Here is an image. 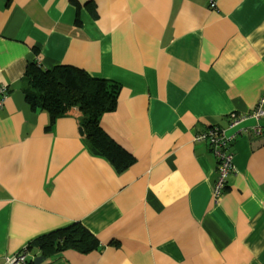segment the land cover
<instances>
[{"label":"crops","instance_id":"crops-1","mask_svg":"<svg viewBox=\"0 0 264 264\" xmlns=\"http://www.w3.org/2000/svg\"><path fill=\"white\" fill-rule=\"evenodd\" d=\"M0 0V264L72 223L98 240L41 264H264V132L241 123L235 171L195 140L264 96V0ZM70 65L117 82L103 129L134 161L93 154L75 112L26 98L28 67ZM235 129H228V133Z\"/></svg>","mask_w":264,"mask_h":264},{"label":"trees","instance_id":"trees-1","mask_svg":"<svg viewBox=\"0 0 264 264\" xmlns=\"http://www.w3.org/2000/svg\"><path fill=\"white\" fill-rule=\"evenodd\" d=\"M119 92L117 82L93 77L87 71L70 65L45 70L32 63L27 70L25 95L29 103L34 108L47 110L53 121L75 112L84 131L83 140L90 151L107 158L121 172L131 165L134 157L101 125L103 114L115 110ZM32 243L45 258L67 249L89 252L98 247L95 235L80 223L43 234ZM32 246H27L29 251Z\"/></svg>","mask_w":264,"mask_h":264},{"label":"built area","instance_id":"built-area-1","mask_svg":"<svg viewBox=\"0 0 264 264\" xmlns=\"http://www.w3.org/2000/svg\"><path fill=\"white\" fill-rule=\"evenodd\" d=\"M211 3L215 5L214 0H211ZM7 92L8 86L0 85V108L4 104ZM249 118H254L257 121L264 119V96H261L251 112L240 115L235 113L232 114L229 118L228 127L219 125L205 127L195 136L196 141L206 143L210 146L217 159L218 175L213 189L215 199H218L224 193L227 188L229 177L235 171L233 162L234 153L231 150V145L238 133L249 130L241 126V123ZM228 129H235V131L228 133ZM251 130L256 135H260L264 132L263 126L259 123L252 126ZM29 255L30 251L25 247L17 254L7 256L6 264H30Z\"/></svg>","mask_w":264,"mask_h":264},{"label":"water","instance_id":"water-1","mask_svg":"<svg viewBox=\"0 0 264 264\" xmlns=\"http://www.w3.org/2000/svg\"><path fill=\"white\" fill-rule=\"evenodd\" d=\"M79 130H80V133L83 135L84 134L83 129L80 127ZM44 260H45V257L43 255L37 256L34 258V264H41Z\"/></svg>","mask_w":264,"mask_h":264}]
</instances>
